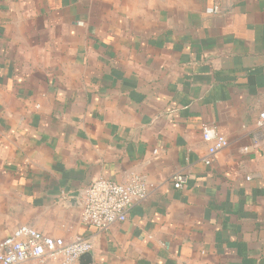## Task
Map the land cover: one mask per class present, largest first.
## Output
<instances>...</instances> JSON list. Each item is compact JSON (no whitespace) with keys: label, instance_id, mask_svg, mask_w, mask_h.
Instances as JSON below:
<instances>
[{"label":"crops","instance_id":"obj_1","mask_svg":"<svg viewBox=\"0 0 264 264\" xmlns=\"http://www.w3.org/2000/svg\"><path fill=\"white\" fill-rule=\"evenodd\" d=\"M262 111L264 0H0V240L28 224L91 238L80 264H264ZM206 125L227 141L209 164ZM133 175L125 221L81 222L85 187Z\"/></svg>","mask_w":264,"mask_h":264},{"label":"built area","instance_id":"obj_2","mask_svg":"<svg viewBox=\"0 0 264 264\" xmlns=\"http://www.w3.org/2000/svg\"><path fill=\"white\" fill-rule=\"evenodd\" d=\"M216 8L210 11H216ZM258 125L264 126V111L259 113ZM207 143L209 164L211 157L226 146V139L215 127L206 125L201 130ZM185 176H172L173 186L179 188ZM148 186L143 176L133 175L123 182L100 177L92 181L81 192L80 220L97 230H106L127 219L131 206L143 200ZM91 238L77 236L71 241L43 234L28 224L16 226L0 240V264H19L28 260H57L60 264H80L81 255L92 250Z\"/></svg>","mask_w":264,"mask_h":264},{"label":"water","instance_id":"obj_3","mask_svg":"<svg viewBox=\"0 0 264 264\" xmlns=\"http://www.w3.org/2000/svg\"><path fill=\"white\" fill-rule=\"evenodd\" d=\"M89 257H90V252H86L83 255H81V257L79 259V262H81V260L84 259V258H86V259H88L90 261Z\"/></svg>","mask_w":264,"mask_h":264}]
</instances>
